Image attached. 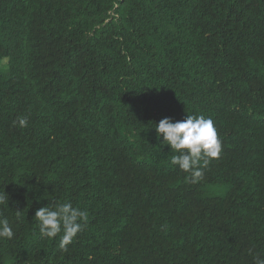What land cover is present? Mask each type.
<instances>
[{
  "label": "trees",
  "instance_id": "16d2710c",
  "mask_svg": "<svg viewBox=\"0 0 264 264\" xmlns=\"http://www.w3.org/2000/svg\"><path fill=\"white\" fill-rule=\"evenodd\" d=\"M188 115L222 144L196 184L154 128ZM0 194V264L264 259V0H0Z\"/></svg>",
  "mask_w": 264,
  "mask_h": 264
},
{
  "label": "clouds",
  "instance_id": "9594fccd",
  "mask_svg": "<svg viewBox=\"0 0 264 264\" xmlns=\"http://www.w3.org/2000/svg\"><path fill=\"white\" fill-rule=\"evenodd\" d=\"M15 126L27 127L26 118L13 121ZM157 139L162 137V143L170 145L173 155L171 164L188 174L190 183L196 184L203 177V169L212 159H218L222 144L212 119L203 116L188 115L186 119L173 121L165 117L155 124ZM8 197L0 194V205L8 203ZM35 220L38 222L42 238L55 239L63 232L59 241L61 250H67V245L76 235L83 231L88 216L85 211L73 207L71 203H57L37 209ZM14 232L7 218H0V240L12 239ZM256 264H264V259L256 258Z\"/></svg>",
  "mask_w": 264,
  "mask_h": 264
}]
</instances>
